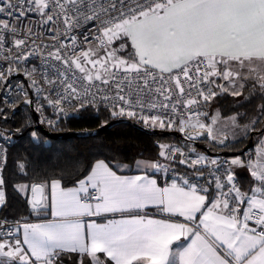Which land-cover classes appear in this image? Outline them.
<instances>
[{
  "label": "snow or ice",
  "instance_id": "1",
  "mask_svg": "<svg viewBox=\"0 0 264 264\" xmlns=\"http://www.w3.org/2000/svg\"><path fill=\"white\" fill-rule=\"evenodd\" d=\"M37 54L40 65L19 67ZM0 60L5 124L19 93L49 129L102 106L101 126L128 118L228 148L264 121V0H0ZM21 70L43 102L20 84L9 94ZM257 91L246 123L211 110L220 95L249 102ZM35 123L29 112L14 130L0 126V208L10 142L29 128L30 143L47 142ZM155 143V159L100 150L59 175L11 156L28 215L0 217V264H264V124L253 150L223 158Z\"/></svg>",
  "mask_w": 264,
  "mask_h": 264
},
{
  "label": "trees",
  "instance_id": "2",
  "mask_svg": "<svg viewBox=\"0 0 264 264\" xmlns=\"http://www.w3.org/2000/svg\"><path fill=\"white\" fill-rule=\"evenodd\" d=\"M248 93L249 89L245 88L243 96H247ZM259 103H261V99L258 91L252 95L249 102H245L241 97H233L230 94H223L214 98L213 102H211V110L214 111L218 108L223 116L231 115L233 112L240 113V123L243 124L247 122L248 118L256 113L257 105ZM29 112L31 111L27 107H22L16 111L15 116L12 119L7 121V124H5L3 120H0V126H11L14 130ZM245 113H247V116L244 115ZM107 116L108 112L103 108H100L99 113L94 109H88L87 111L82 112L78 118H70L68 121L61 123L56 129H49L48 127L46 129L52 133H68L86 128L97 129L101 127L102 120L107 118ZM262 124H264V121L257 124L255 128H250L246 138L241 139L239 143H234L230 145V147L223 149L228 151L240 150L249 142L253 144V147L251 148L253 149L258 142L254 135H257L258 132L261 131ZM156 129L158 130V133L151 136L141 132L133 126L122 123L112 127L101 135L83 138H48L38 130L43 137L47 138V142L30 143L29 133L31 128H29L22 134H17L15 136L14 142H11L12 147L10 148V153L11 156H15L17 153L23 154L31 160L38 161L40 167L47 172L59 175L61 170L64 169L66 163L70 160H88L100 150H111L118 153L121 158H134L142 153L143 155L140 158L155 159L159 151L155 144L157 140L163 142H174L178 140V138L174 136L164 135V133L167 132L165 129ZM251 133H253L252 138L250 137ZM11 156L9 160V170L5 173V176L9 181L6 189L8 194V204L6 208H0V217L8 216L9 218L28 215L27 207L24 204L22 197L18 196L12 188L14 180L23 177L12 176L13 169ZM126 162L128 161L126 160ZM178 170H180V168H178ZM28 171L29 176L27 178H31L34 169L30 167ZM238 178L245 187L248 186L250 176L247 173L238 174Z\"/></svg>",
  "mask_w": 264,
  "mask_h": 264
},
{
  "label": "water",
  "instance_id": "3",
  "mask_svg": "<svg viewBox=\"0 0 264 264\" xmlns=\"http://www.w3.org/2000/svg\"><path fill=\"white\" fill-rule=\"evenodd\" d=\"M13 77H15V76H13ZM22 106L27 107L31 111L32 117L34 118V121H36V123H35L36 129L41 131L42 134L48 138H58V137H60V138H70V137L83 138V137H89V136H97V135H101V134L105 133L107 130L111 129L112 127H114L118 124H122V123L133 126L134 128L140 130L141 132H144V133L151 135V136L158 133L157 129L147 128L144 125L138 123L137 121L132 120V119H128V118L113 119L108 124L103 125L97 129H95V132L92 135H88L86 132H84L82 130L68 132V133H52L38 123V118H37L36 113L33 111L32 105H31V107H29L23 101ZM164 135H171L174 137L180 136L177 132H166V133H164ZM252 136H253V133L250 134L251 138H252ZM193 140L196 142V146L199 150H203V151L207 152L209 155H219L220 157H225V156L231 155L233 153L239 154L242 150H248V149H251L253 147V144L251 142H249L244 147H242L240 150L228 151V150L222 149L223 147H217L216 145L213 144L214 146H216L219 149L217 151L211 152L210 147L206 145V142H205L206 139H193Z\"/></svg>",
  "mask_w": 264,
  "mask_h": 264
},
{
  "label": "built area",
  "instance_id": "4",
  "mask_svg": "<svg viewBox=\"0 0 264 264\" xmlns=\"http://www.w3.org/2000/svg\"><path fill=\"white\" fill-rule=\"evenodd\" d=\"M43 39H48V37H44ZM49 43H51V41H49ZM41 63V59L39 57V55H35L31 58L30 60V63L25 65V64H20L19 67L21 69L23 68H31L33 65H40ZM0 65H4L6 67V62L3 61V60H0ZM0 70H3L2 68H0ZM15 76V77H13ZM36 77L39 79L40 77V72H39V69L36 73ZM10 81H11V84L13 85V90L11 93H9L11 96H16L17 95V92H16V89H15V86L17 84H20L22 85V87L27 91L28 93V96L33 99L34 101L37 100V99H41V101L43 102L42 100V97H38V94L35 90V88L32 87V85L29 83V78L27 76L24 75V72L23 70L21 71H18V72H14L12 74V76L10 77ZM40 83L43 84V86L45 88H48V85L47 84H44L43 80L41 79L40 80ZM3 91H7V89H0V93H2ZM3 97H2V94H0V101H2ZM19 100H20V103L17 105V108L15 110L13 109H9V112L11 113L12 111H16L24 106H22V102L24 101V95L23 93H19ZM33 106V109L35 108V104L32 105ZM101 108H103L101 106ZM104 109V108H103ZM206 110V109H205ZM34 111V110H33ZM45 114H51L52 113V109L50 107H48L45 103ZM35 112V111H34ZM36 115H37V118H38V123H39V119H40V114L35 112ZM40 125H42L44 128H47V126L45 124H41L39 123ZM167 132H177L180 136L179 137H176L178 138L177 141H167V143L169 144H182V145H188V146H192V147H196V142L193 140L191 142V144H189V142L187 141V139L184 137V134L175 130V129H165ZM205 142L207 143V139L205 140ZM11 143V142H10ZM156 144V143H155ZM198 149V148H197ZM199 150V149H198ZM163 162V161H162ZM177 168H180L179 171L183 172L185 170V166L184 165H179L177 164ZM161 177H164V173H158ZM170 175V174H169ZM24 216H27V215H24Z\"/></svg>",
  "mask_w": 264,
  "mask_h": 264
},
{
  "label": "rangeland",
  "instance_id": "5",
  "mask_svg": "<svg viewBox=\"0 0 264 264\" xmlns=\"http://www.w3.org/2000/svg\"><path fill=\"white\" fill-rule=\"evenodd\" d=\"M211 114V113H210ZM255 136V139H256V141H258V134L257 135H254ZM229 139H231V136H229ZM255 147V146H254ZM254 149V148H253ZM253 149H251V150H253ZM249 150V149H248ZM221 158H223V157H221ZM245 170L246 169H237V172H238V174H243V173H245Z\"/></svg>",
  "mask_w": 264,
  "mask_h": 264
},
{
  "label": "flooded vegetation",
  "instance_id": "6",
  "mask_svg": "<svg viewBox=\"0 0 264 264\" xmlns=\"http://www.w3.org/2000/svg\"><path fill=\"white\" fill-rule=\"evenodd\" d=\"M206 145L210 147L211 152L217 151V150L219 149V148H217V147L214 146V145H209L208 142L206 143ZM222 149H223V148H222Z\"/></svg>",
  "mask_w": 264,
  "mask_h": 264
},
{
  "label": "crops",
  "instance_id": "7",
  "mask_svg": "<svg viewBox=\"0 0 264 264\" xmlns=\"http://www.w3.org/2000/svg\"><path fill=\"white\" fill-rule=\"evenodd\" d=\"M245 173H247L249 176H250V173L247 171V170H245ZM124 174H133V173H124ZM158 176H160L159 174H157ZM161 177V176H160ZM161 178H163V177H161Z\"/></svg>",
  "mask_w": 264,
  "mask_h": 264
}]
</instances>
